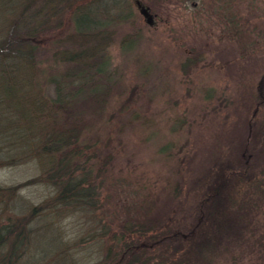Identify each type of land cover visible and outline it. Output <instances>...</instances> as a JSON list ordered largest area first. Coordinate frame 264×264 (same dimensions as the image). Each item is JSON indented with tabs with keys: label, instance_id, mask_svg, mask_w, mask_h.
Listing matches in <instances>:
<instances>
[{
	"label": "rangeland",
	"instance_id": "obj_1",
	"mask_svg": "<svg viewBox=\"0 0 264 264\" xmlns=\"http://www.w3.org/2000/svg\"><path fill=\"white\" fill-rule=\"evenodd\" d=\"M26 1L0 0V41ZM94 1L106 4L109 16L127 6L132 13L110 35L104 53L110 74L107 92L99 97L103 106L97 103L75 117L85 125L82 139L92 145L91 152L108 147L115 158L95 178V210L56 217L46 209L31 217V236L39 235L20 263L96 260L101 250L93 239L102 225L116 230L128 216L141 220V208L150 201L165 211L168 189L180 177L188 181L189 169L241 151L240 166L234 165L241 168V181L234 180L240 188L241 244L229 246L216 263L264 264V101L257 97L264 74V0H141L155 14L152 25L131 0ZM63 15L60 34L54 28L43 34L45 43L33 62L17 58L12 66L19 88L35 91L36 80L41 81L49 100L53 86L42 80L62 68L53 52L64 47L59 38L72 33L70 16ZM131 38V47H120ZM7 59L0 57V68ZM5 71L0 77V187L16 188L6 209L0 208V223L14 214L28 219V211L54 191L40 179L38 161L26 150L33 140L15 139L16 113L1 99ZM124 102L128 108L119 112ZM91 164L96 175L99 163Z\"/></svg>",
	"mask_w": 264,
	"mask_h": 264
},
{
	"label": "trees",
	"instance_id": "obj_2",
	"mask_svg": "<svg viewBox=\"0 0 264 264\" xmlns=\"http://www.w3.org/2000/svg\"><path fill=\"white\" fill-rule=\"evenodd\" d=\"M104 10H107L106 4L94 0H27L21 12L6 26L5 36L0 41V57L8 58L3 65L5 68H0V77L6 70L1 82L4 85L1 99L4 97L7 106L16 113L13 115L17 119L11 121L16 123V141L33 140L31 148L26 150L38 161L40 179L54 191L45 203L28 211V219L23 214L3 218L0 264H21L30 241L39 235L31 236L28 223L35 214L49 209L56 217H61L89 213L97 206L95 178L106 171L115 156L108 147L103 150L98 147L91 152L92 145L82 139L85 125L75 117L91 106L95 109L97 103L103 106L99 97L107 92L105 84L110 74L106 71L109 62L104 53L118 24L132 16L128 6L112 16ZM65 13L70 16L72 33L59 38L64 47L53 52L55 63L58 61L62 68L42 80L53 86V97L49 100L41 81L36 80L35 91L19 88L12 76V66L17 58L30 59L32 63V56L36 51L39 53V47L45 43L43 34L52 28L60 34ZM127 40L121 41V48L133 45V38ZM66 42L70 43L69 47ZM257 91V97L264 101V74ZM126 108L128 105L124 102L118 111ZM128 121L132 120L122 121L121 126ZM240 156L241 151L240 155H230L225 160L215 156L212 161L189 169L188 181L178 177L172 190L168 189L165 201L169 208L165 211H160L156 202L150 201L145 206L142 204L141 220L136 215L128 216L116 230L102 225L93 239L100 246L99 256L89 263H80L218 264L217 257L219 260L229 246L241 244L240 188L234 183L237 178L241 181V168L234 167L240 166ZM91 160L99 163L96 175ZM166 187L170 188L168 184ZM15 188L0 187L2 210L6 209ZM143 216L148 218L145 220ZM51 251L40 250L39 254Z\"/></svg>",
	"mask_w": 264,
	"mask_h": 264
},
{
	"label": "water",
	"instance_id": "obj_3",
	"mask_svg": "<svg viewBox=\"0 0 264 264\" xmlns=\"http://www.w3.org/2000/svg\"><path fill=\"white\" fill-rule=\"evenodd\" d=\"M138 13L143 17L145 23L152 25L154 23V17L150 13L149 8L141 3L140 0H132Z\"/></svg>",
	"mask_w": 264,
	"mask_h": 264
},
{
	"label": "flooded vegetation",
	"instance_id": "obj_4",
	"mask_svg": "<svg viewBox=\"0 0 264 264\" xmlns=\"http://www.w3.org/2000/svg\"><path fill=\"white\" fill-rule=\"evenodd\" d=\"M132 1V0H131ZM141 1V0H140ZM141 3L143 4V5H145V3L143 2V1H141ZM134 5V4H133ZM146 6V5H145ZM149 11H150V9H149ZM153 15H155V14H153Z\"/></svg>",
	"mask_w": 264,
	"mask_h": 264
}]
</instances>
